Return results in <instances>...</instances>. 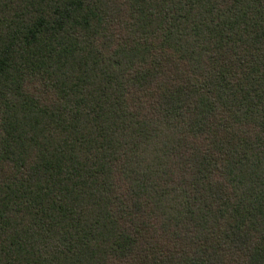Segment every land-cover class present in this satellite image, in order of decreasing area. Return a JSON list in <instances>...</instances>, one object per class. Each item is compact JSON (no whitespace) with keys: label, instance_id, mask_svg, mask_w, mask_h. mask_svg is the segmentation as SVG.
Listing matches in <instances>:
<instances>
[{"label":"trees","instance_id":"trees-1","mask_svg":"<svg viewBox=\"0 0 264 264\" xmlns=\"http://www.w3.org/2000/svg\"><path fill=\"white\" fill-rule=\"evenodd\" d=\"M0 264H264V0H0Z\"/></svg>","mask_w":264,"mask_h":264}]
</instances>
